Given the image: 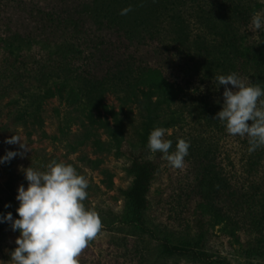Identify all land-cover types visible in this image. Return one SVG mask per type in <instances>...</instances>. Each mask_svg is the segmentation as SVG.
Here are the masks:
<instances>
[{
  "label": "rangeland",
  "instance_id": "obj_1",
  "mask_svg": "<svg viewBox=\"0 0 264 264\" xmlns=\"http://www.w3.org/2000/svg\"><path fill=\"white\" fill-rule=\"evenodd\" d=\"M66 2L63 0L64 5ZM166 2V8H160L158 0H112L115 13L112 23L138 41L155 32L161 43L148 45L154 56L173 51L197 56L207 54L206 49L224 48L221 39L231 36L232 3L264 4V0ZM101 3L105 5L106 1ZM45 5L54 12L63 8L60 0H49ZM127 7L132 11L121 15V10ZM11 11L7 10L6 15L1 13L2 21ZM97 11L101 12L99 4ZM219 11L225 18L217 17ZM15 23L16 30L30 31L34 26L27 14H21ZM262 33L264 29L256 32L255 38L262 47L257 52L262 55L259 75L264 77ZM99 34L103 35L104 31ZM175 40L185 41L186 46L177 47ZM66 43H53L52 48L63 62L73 51ZM9 44L20 47L13 56L5 52L4 47ZM3 45L0 48V156L6 150L24 151L18 145L4 143L13 134L21 137L29 151L23 158L17 156L10 163L0 165L1 211L12 212L18 207L17 189L21 184L27 187L21 168L32 166L44 170L51 160L63 161L73 164L88 179V197L84 203L98 212L103 225L80 255V264H264V155L255 164V152L249 151L248 138L229 135L224 125L214 119L221 110L224 91L217 76L236 72L246 82L264 87L263 78L261 81L250 78L251 69L232 58V54L226 61L215 54L221 60L211 63V69H195L199 63L194 58L189 64L191 68H184L183 75L174 73L178 96L171 110L175 112L176 124L166 128L169 133L165 138L173 141V150L178 138L190 142L185 166L175 169L161 153H151L148 149V136L153 129L146 127V120L133 105L120 112L124 139L115 147L103 129L84 132L80 125L65 120L67 106L63 100L57 97L44 100V85H50L55 78L44 69L39 71L53 58L47 56L46 47L32 49L30 45L34 43L18 35L7 36ZM21 50H27L23 62L19 61ZM164 65L163 61L160 67ZM125 85L121 80L115 90L121 93ZM105 102L114 111H120L121 104L115 94L106 95ZM170 114L166 110L167 117ZM108 121L112 124L111 116ZM95 140L109 150H98ZM134 161L148 163L152 171L148 203L143 211H135L126 196L133 181ZM234 186L247 193L242 217L235 214L231 201ZM6 204L11 207L5 209ZM18 235L6 227L0 237V260L6 264Z\"/></svg>",
  "mask_w": 264,
  "mask_h": 264
},
{
  "label": "trees",
  "instance_id": "obj_2",
  "mask_svg": "<svg viewBox=\"0 0 264 264\" xmlns=\"http://www.w3.org/2000/svg\"><path fill=\"white\" fill-rule=\"evenodd\" d=\"M37 1L0 0V48L4 47L3 43L7 36L15 35L30 39L34 43L30 45L32 49L41 50L46 47L47 56L52 55L53 58L39 71L44 69L45 73L55 78L50 85H44L42 93L44 100L51 97L63 100L67 106L65 120L80 125L84 132L92 128L103 129L115 147L124 139L125 128L120 112L131 105L138 109L140 116L146 120L147 128H168L176 124L175 112L171 110V104L178 96L174 75H183L184 68L190 67L189 64L194 58L199 63V65L194 63L195 69L200 70L198 67L211 69V63L221 59L226 61L232 54V58L236 57L238 62L251 69L250 78L264 80V77L259 75L262 55L257 52L262 47L257 45L258 40L255 38L257 31L251 26L253 13L263 10V3L241 5L234 2L230 5L231 36L229 39H221V43L224 41V48L212 51L206 49L204 52L207 54L197 56L174 51L169 55V52H163L154 56L148 45L151 42L160 44L159 37L155 32H149L138 41L130 37L124 29L113 25L112 17L115 13L112 0H105V5L101 0H64L67 1L65 5L63 0H60L63 5L60 12H54L51 7L45 5L49 0H40L39 3ZM158 1L160 8H166L164 4L166 5L167 0ZM98 4L101 12L97 11ZM9 9H12L9 17L2 21L1 13L6 15ZM14 10H18L19 13ZM21 14H27L31 23L33 21L34 26L30 31L14 28ZM217 17L225 18L220 11ZM100 31H104V34H99ZM64 42L73 48L65 62L52 52L53 43ZM175 45L186 46L185 41L177 40ZM4 48L8 56L10 54L13 56L15 50H20L19 46L13 44ZM21 51L19 61L23 62L27 58V50ZM226 51L229 54H226ZM215 54L221 56V59ZM187 58L188 61L185 60ZM163 61L165 65L160 67ZM121 80H124L126 85L124 91L119 93L115 88L117 82ZM108 94L117 96L121 104L120 111L116 112L106 104L105 98ZM166 110L171 112L168 117ZM108 116H111L112 124L108 121ZM94 145L98 150H109L99 140H95ZM254 152L256 158L254 157L253 162L257 164L264 155V147L257 148ZM131 172L133 181L126 196L135 211H143L148 203L152 171L148 163L134 161ZM231 192L235 214L242 217L247 207L245 204L247 193L236 186ZM0 213L6 212L0 210ZM12 213L14 218H18L15 209ZM6 227L11 226L8 223L0 224V237ZM191 256L199 258L200 255Z\"/></svg>",
  "mask_w": 264,
  "mask_h": 264
},
{
  "label": "clouds",
  "instance_id": "obj_3",
  "mask_svg": "<svg viewBox=\"0 0 264 264\" xmlns=\"http://www.w3.org/2000/svg\"><path fill=\"white\" fill-rule=\"evenodd\" d=\"M130 11L132 8L127 7L120 14ZM251 26L257 32L264 29V10L253 13ZM216 80L224 91L221 110L214 119L224 125L229 135L247 137L250 152L264 147V87L246 82L236 72L219 75ZM168 133L169 129L154 127L147 147L151 153H161L171 167L182 169L190 142L178 138L173 150V141L165 138ZM4 143L18 145L24 151L6 150L0 156V165L17 156L23 158L29 151L17 134ZM21 171L27 187L21 184L17 189L18 218L12 212L0 213V224L8 223L13 232L19 233L7 264H80V255L103 227L98 212L84 203L88 179L73 164L57 160H51L44 170L31 166ZM0 264L6 262L0 260Z\"/></svg>",
  "mask_w": 264,
  "mask_h": 264
}]
</instances>
